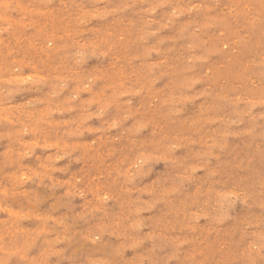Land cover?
<instances>
[{
	"label": "rangeland",
	"instance_id": "rangeland-1",
	"mask_svg": "<svg viewBox=\"0 0 264 264\" xmlns=\"http://www.w3.org/2000/svg\"><path fill=\"white\" fill-rule=\"evenodd\" d=\"M0 264H264V0H0Z\"/></svg>",
	"mask_w": 264,
	"mask_h": 264
},
{
	"label": "bare ground",
	"instance_id": "bare-ground-1",
	"mask_svg": "<svg viewBox=\"0 0 264 264\" xmlns=\"http://www.w3.org/2000/svg\"><path fill=\"white\" fill-rule=\"evenodd\" d=\"M231 8V7H230Z\"/></svg>",
	"mask_w": 264,
	"mask_h": 264
}]
</instances>
